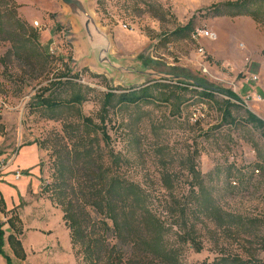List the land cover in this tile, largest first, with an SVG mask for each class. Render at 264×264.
Returning <instances> with one entry per match:
<instances>
[{
	"label": "rangeland",
	"instance_id": "rangeland-1",
	"mask_svg": "<svg viewBox=\"0 0 264 264\" xmlns=\"http://www.w3.org/2000/svg\"><path fill=\"white\" fill-rule=\"evenodd\" d=\"M11 1L45 56L4 60L10 44L0 41V159L10 161L0 227L10 264H90L64 208L81 212L86 241H100L97 264H264V128L246 114L264 122V5L255 20L213 10L237 0H78L88 36L60 0ZM195 30L215 40H195ZM144 87L149 99L118 104ZM202 87L241 103L203 97ZM90 167L140 196L145 239L135 246L99 214L107 193Z\"/></svg>",
	"mask_w": 264,
	"mask_h": 264
},
{
	"label": "trees",
	"instance_id": "trees-1",
	"mask_svg": "<svg viewBox=\"0 0 264 264\" xmlns=\"http://www.w3.org/2000/svg\"><path fill=\"white\" fill-rule=\"evenodd\" d=\"M264 0H237L234 3H226L224 5H217L214 6L213 10L217 14H221L224 10H229L228 15L232 17L237 16H251L255 20H258L262 11L260 10L261 7L263 8ZM222 8H226L223 9ZM15 5L11 0H0V41L3 43L10 44V49L7 51L4 60H8L11 57H16L18 59H26L28 62H32L35 59L44 58L45 54H43L39 50V45L37 44V37L35 33H32L31 30H27V26L20 22L15 13ZM225 14V13H224ZM190 29V25L185 26L182 29L176 31V33H183ZM264 54V51L262 52ZM148 87H144L138 91H130L128 93H123L118 96V104H134L140 102L142 100H147L151 96L148 92ZM200 93L201 96L206 97L208 99H213L214 93L219 92L227 97V105L229 106L231 101H235L241 103V100L231 91L221 90V89H214V91L210 90V88H204ZM205 89V90H204ZM114 95L112 93L105 95L106 103L109 102ZM105 103V104H106ZM45 107H55V103H51L49 100L42 99L39 103ZM247 114V122L249 124H253L256 128H264V122L259 119L257 116L253 115L250 112H246ZM224 119H230L231 123H233L231 119V115L227 109L223 111ZM70 164H66L68 166ZM65 166L62 163V168ZM70 170L71 168H67ZM91 174H94V177L97 179L98 187L101 191H106L107 193V205L108 211H104L103 205L101 202L97 204L98 212L100 215L104 216V218L110 220L113 225V231L115 232L119 242L125 241L127 236L131 239L128 241L131 247L135 246L136 240L142 241L145 239V230L141 227V206L142 201L138 200L139 195L136 194L135 191L132 189L130 194L133 196L132 198L128 197L126 186H123L119 181L116 179H112L109 181L105 179L103 174L97 168L90 167ZM133 192L135 194H133ZM105 197V196H104ZM1 200V199H0ZM70 208L73 206L69 203ZM113 206V207H111ZM120 206V208H119ZM123 207V208H122ZM125 208H128V213L123 211ZM121 209V210H119ZM63 220L67 226L70 233V239L72 243L78 244L83 248L84 254H86V258L90 261V264H97L96 258L98 256V248L100 246V241L88 239L85 235V230L82 228V216L81 212H73L71 209L64 208L63 211ZM129 214L130 218L126 215ZM126 216V217H125ZM132 219L131 222L134 224L129 223L128 219ZM139 225V227H137ZM136 226L137 228L133 227L136 231L131 230L130 227ZM3 232L0 229V253H2L3 247ZM136 239V240H135ZM135 243V244H133ZM101 247V246H100ZM4 256V254H3ZM6 259V264H10V260L4 256ZM118 263V262H117ZM115 261H110V264H117ZM243 264H259V263H243Z\"/></svg>",
	"mask_w": 264,
	"mask_h": 264
},
{
	"label": "built area",
	"instance_id": "built-area-1",
	"mask_svg": "<svg viewBox=\"0 0 264 264\" xmlns=\"http://www.w3.org/2000/svg\"><path fill=\"white\" fill-rule=\"evenodd\" d=\"M36 24V23H35ZM36 26H38L36 24ZM193 36H197V39H206V40H210V41H213L215 40V36L212 32L208 31V30H195L193 31ZM198 53L200 54H204V51L202 49H199L198 50ZM253 81L256 79L255 76H252L251 78ZM199 116H202L200 115V109H195L194 110V113L191 114V117L194 119V121L198 120V117ZM9 164H10V161H5L3 159H0V175L4 174L5 171L8 169L9 167ZM12 178L15 180V181H18L19 179H21V177L23 176L22 173H20L19 171H15L11 174Z\"/></svg>",
	"mask_w": 264,
	"mask_h": 264
},
{
	"label": "water",
	"instance_id": "water-1",
	"mask_svg": "<svg viewBox=\"0 0 264 264\" xmlns=\"http://www.w3.org/2000/svg\"><path fill=\"white\" fill-rule=\"evenodd\" d=\"M60 2L63 4H65L67 7H69L70 11H71V15L72 17L79 18L81 20H83V18L85 19V22L83 23V28L86 32V34L89 36L88 34V21H89V16L86 13L85 9L83 8V5L78 1V0H60ZM87 21V23H86Z\"/></svg>",
	"mask_w": 264,
	"mask_h": 264
},
{
	"label": "bare ground",
	"instance_id": "bare-ground-1",
	"mask_svg": "<svg viewBox=\"0 0 264 264\" xmlns=\"http://www.w3.org/2000/svg\"><path fill=\"white\" fill-rule=\"evenodd\" d=\"M194 38H195V40H197V36H195Z\"/></svg>",
	"mask_w": 264,
	"mask_h": 264
},
{
	"label": "crops",
	"instance_id": "crops-1",
	"mask_svg": "<svg viewBox=\"0 0 264 264\" xmlns=\"http://www.w3.org/2000/svg\"><path fill=\"white\" fill-rule=\"evenodd\" d=\"M89 47V46H88ZM0 229H1V227H0Z\"/></svg>",
	"mask_w": 264,
	"mask_h": 264
}]
</instances>
